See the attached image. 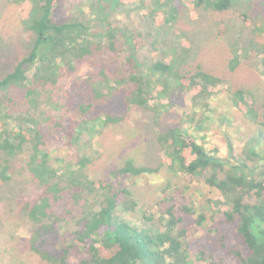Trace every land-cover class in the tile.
<instances>
[{"label":"rangeland","instance_id":"obj_1","mask_svg":"<svg viewBox=\"0 0 264 264\" xmlns=\"http://www.w3.org/2000/svg\"><path fill=\"white\" fill-rule=\"evenodd\" d=\"M232 1L229 9L218 11L199 6L194 0H60L55 20H91L94 33L115 31L114 48L106 46L105 52L98 54L108 58L106 67L120 78H128L136 70L145 71L163 60L179 65V72L184 75L200 68L226 83L210 100L211 114L200 106L204 99L195 106L194 91L175 90L170 98H152L153 106L158 105L159 109L163 104H170L158 112L159 117L152 107H141L126 100L127 84V88L116 92L104 104V113L99 112L96 120L79 121L73 135L58 130L59 138L47 140L50 163L63 172L78 168L82 158H89L84 172L90 179L110 175L127 160L136 165L160 167L165 152L157 134L172 126H181L188 127L211 154L235 164L247 163L249 169L257 172L255 177L261 178L264 174L259 173L264 172V69L259 49L264 43V9L261 8L264 0ZM32 7L33 0H0V79L34 45L35 34L29 27ZM103 39L106 44L107 38ZM235 56L240 62L232 68ZM78 62L77 72L62 70L61 80L55 87V97L56 94L69 97L66 100L70 104L80 100L84 91V86L75 82L87 79L93 70L91 63ZM33 72L34 69L28 70L29 77ZM239 88L249 92L245 99L257 110V120L247 117L233 103L232 91ZM4 93L0 89V97ZM42 99L40 103L32 101L36 115L45 111L44 108L49 109L44 96ZM54 111L52 108L51 112ZM108 114L121 119L105 122ZM29 154L30 148L26 146L11 158V177L0 187V264H48L30 245L39 223L29 218L26 203L36 201L41 188L32 181L27 164ZM3 157L0 153V160ZM212 174L222 178L225 170L208 168L194 177L180 178L162 166L154 173L140 176L117 175L115 179L128 186L138 201L128 209L121 204L119 213L134 225L161 230L165 221L160 216L168 215L159 210L157 216L149 219L145 217L148 214L145 209L153 205L164 208L166 199L162 198L173 193L177 207L184 204L202 210L199 204L205 199L219 197L220 192L206 182ZM246 200L249 201V196ZM210 214L208 225L191 226L187 231L191 264H217L218 256L224 257V264H236V257L228 251L231 245L243 248L235 224L215 221L212 211ZM61 224L58 236L67 240L76 224L73 220ZM220 244L224 248L215 251L214 259L205 258ZM202 250L204 257L199 255Z\"/></svg>","mask_w":264,"mask_h":264},{"label":"trees","instance_id":"obj_2","mask_svg":"<svg viewBox=\"0 0 264 264\" xmlns=\"http://www.w3.org/2000/svg\"><path fill=\"white\" fill-rule=\"evenodd\" d=\"M59 1L33 0L29 27L35 34L34 45L30 53L0 79V89L5 90L0 97V153L4 154L0 160V187L11 177V158L29 146L28 168L33 183L41 188L39 198L26 203L29 218L39 223L30 239L31 248L48 264H191L188 244L186 246L187 231L191 226L208 225L212 211L215 221L235 224L243 248L231 245L228 251L236 257V264H264V174L256 178L257 172L249 169L247 163L235 164L211 154L188 127L172 126L157 134L165 152L160 167L165 166L180 178L194 177L208 168L224 169L225 175L220 178L212 174L206 179L208 185L220 193L218 198L211 197L199 204L202 210L184 204L177 207L173 193L162 198L166 199L164 208L161 205L146 208V218L153 219L159 210L169 216H160L165 221L161 230L134 225L119 213L121 204L128 209L135 207L138 201L128 186L115 179L117 175L154 173L160 167L136 165L127 160L110 175L90 179L84 172L89 158H82L78 168L63 172L50 163L47 140L59 138L58 130L73 135L79 121L96 120L99 112L104 113V104L109 103L116 92L127 88V84L126 100L141 107H152L159 117L158 112L170 104H163L159 109L158 105L153 106L152 98H170L175 90L194 91L195 106L204 99L200 106L211 114L210 100L226 83L223 78L200 68L191 75H184L179 72V65L163 60L156 61L145 71L136 70L128 78H120L106 67L108 58L98 54L104 53L106 46L114 48L115 31L94 33L90 28L91 20H55ZM194 1L218 11L229 9L233 3L232 0ZM261 8L264 9V2ZM103 37L107 38L106 44ZM261 46L264 69V43ZM80 60L91 63L94 71L87 79L75 82L82 84L84 91L80 100L70 104L66 100L69 97L59 94L55 97V87L61 80L62 70L68 68L77 72ZM239 62L235 56L231 67L235 68ZM30 68L34 69L31 77ZM248 94L246 89L233 90V103L247 117L257 120V110L245 99ZM43 96L49 109L44 108L45 111L36 115L32 101L40 103ZM52 108L56 109L55 113L51 112ZM120 119L108 114L105 122ZM184 212L191 214L192 220ZM72 220L75 230L69 239H61L58 236L61 223ZM223 248L220 244L205 258L214 259L215 251ZM203 253L204 250L199 255L204 257ZM218 257L217 264H224V257Z\"/></svg>","mask_w":264,"mask_h":264}]
</instances>
